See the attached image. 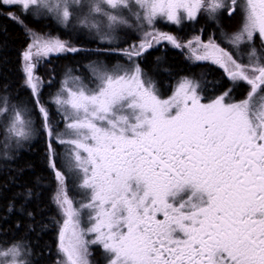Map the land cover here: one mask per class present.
Masks as SVG:
<instances>
[{"label":"snow or ice","instance_id":"1","mask_svg":"<svg viewBox=\"0 0 264 264\" xmlns=\"http://www.w3.org/2000/svg\"><path fill=\"white\" fill-rule=\"evenodd\" d=\"M238 9V28L230 35L221 30L233 51L213 36L182 41L155 27L198 21L201 14L219 24L221 14L231 18ZM124 12L140 36L105 51L127 64L109 69L92 61L84 66L87 82L68 70L42 100L55 68L47 80L39 69L53 56L82 49L25 19H52L112 44L118 29L133 28ZM0 16L27 39L21 56L30 96L20 100L0 84V155L14 160L24 143L38 134L45 139L57 184L52 202L62 217L54 221V264H92L93 247L105 264H264V0H0ZM162 42L186 50L193 63L217 66L228 85L184 77L161 98L139 60ZM218 88L219 95L206 94ZM54 145L65 147L63 170ZM69 178L82 201L69 197ZM32 196L26 189L8 205L16 210L22 197L18 211L30 223L22 235L20 222L16 233L0 230V264H38L36 213L27 207Z\"/></svg>","mask_w":264,"mask_h":264},{"label":"trees","instance_id":"2","mask_svg":"<svg viewBox=\"0 0 264 264\" xmlns=\"http://www.w3.org/2000/svg\"><path fill=\"white\" fill-rule=\"evenodd\" d=\"M4 11H7V9H4ZM232 20V17L223 16L220 23L225 25V28H231ZM51 22L48 18L35 20L29 16L25 19V23L28 26L42 32H47L50 29L48 31H50L49 33L52 36H58L62 40L70 41L72 45L81 48L82 51L75 54L53 56L50 65L46 64L39 69V74L47 80L49 78L48 69L50 67L55 68V79L52 81L51 86L46 85L43 89L42 100L44 101H47L46 96H49L50 91L56 86V82L60 81L61 76H63L62 71L72 69L73 72H79L77 68L81 63L93 61V58L82 54L83 51L117 47L115 44L110 46L99 42H81L82 39L77 36L76 39L72 40L68 37L64 27ZM209 27L207 25L204 26L203 35L208 31ZM194 28L195 25H192L191 29ZM188 30H190L189 27H186V30L182 29L183 32H188ZM71 36L75 37L74 32H71ZM133 41L135 39L126 40L124 44H120L118 47H127V44ZM26 43L27 39L22 28L11 19L0 16V84L8 85L9 91L14 96L18 93L19 99L23 101L30 100L28 91L22 87L24 73L22 72L21 54L25 49ZM181 54L183 55L182 52L169 48H165L161 52L152 50L144 54L141 64L149 74L151 73L155 76L156 81L162 86L164 83L173 82L177 79L175 76L178 74L185 73L187 70L194 71L197 69L188 66ZM205 68L201 69L204 74L210 75L212 73L213 76H217L218 72L216 69L212 67ZM79 74L82 75L83 73L79 72ZM213 82H219V84L224 85L225 80L215 77ZM29 106L31 105L29 104ZM54 146L58 154L57 163H60L61 145ZM16 152H18V155H16L14 160H3L0 162V230H11L16 233L15 225L20 222L24 227L16 234H23L30 221L18 211L22 197H18L16 210L9 212L8 205L12 202L13 196L25 193L26 189H32L33 196L27 202V207L36 213V232L32 234L34 243L38 245L35 249L36 259L38 264H54L59 228L54 221H62V217L56 205L52 202L57 184L53 171L48 166L45 139L38 134L31 143L23 145ZM69 184L70 179L68 180V195L71 197ZM37 236H39L38 240L36 239Z\"/></svg>","mask_w":264,"mask_h":264},{"label":"flooded vegetation","instance_id":"3","mask_svg":"<svg viewBox=\"0 0 264 264\" xmlns=\"http://www.w3.org/2000/svg\"><path fill=\"white\" fill-rule=\"evenodd\" d=\"M241 2H243V0H241ZM223 16L229 18L226 13L221 14L218 17L219 24H217L216 22H213V21L208 20L204 14H201L200 17L198 18V21H193L191 23L186 22L187 24L183 23L181 25V27H180L181 29H179L178 26H176V25L165 24V26H161L162 28L160 30L162 32H167V33H170L172 35H176V36L180 37L182 41H187L189 39H192L194 36L199 35V36H201V39L204 42H207L208 39H209V37L210 36H213L216 39V42L221 45V47H223V48H225V49H227L229 51H232V48L229 45H226V44H223L222 43V42H225V39L223 37L219 36V32H221V30H223L224 32H226L228 34L231 33V32H233L234 28L236 29L240 25V23H241V20H242L241 12L238 9L237 12H236V14L232 16V18H233L232 21L233 22H232L231 28H225L226 26L225 25H222L220 23V21L222 20V17ZM192 25H195V28L194 29H191V26ZM205 25L210 26V27H209L208 31L205 32L204 35H203V31H201V30L204 29V26ZM186 27H189L190 30H188V32H185V31L183 32L182 29H185L186 30ZM255 46L259 49V47H260L259 38H257L255 40ZM165 48H169V49H172V50L177 51V52H182L183 53V55L181 54L182 55V58L185 60V62L188 64V66H190V67L192 66V67L197 68L194 71L193 70L192 71L187 70V72H185V73H181V74L176 75L175 77L177 79L178 78L188 77L190 79L199 81L202 85L204 84V81H213V79L215 77L216 78H219V79H221V78L224 79L222 71L217 66L211 65L209 62H195V63H193L192 61H190L189 59H187L188 53H187L186 50L176 49V48L172 47L171 45H169L167 42H162L161 44L156 45V46H154L151 49H148L146 52L152 51V50H155V51L156 50H159L161 52ZM140 61H141V59L139 60V62ZM140 64H141V62H140ZM141 66H142V64H141ZM205 67H212V68L216 69L217 72H218L217 76H213L212 73L210 75L204 74L201 71V69H203V68L206 69ZM142 69L148 75H152L151 73L149 74L143 67H142ZM224 80H225L224 86H227L228 85V82H227L226 79H224ZM173 84H175V83L174 82H170V83H166L165 86L162 85L164 92H165L164 87H166L167 93L169 94L171 92V90H172V85ZM157 86H160L158 82H156V84H155V87L156 88H157ZM221 90L222 89H219L218 88L215 92H208L206 94L207 95H219V93H220ZM243 91H245L244 88H241V89L237 90V92L234 93V96L237 99L242 98L241 93ZM71 198H73L72 193H71ZM91 251L94 253V255L92 257H90V259L92 260V263L93 264H97V262H99V264H102V260L99 257V254H97L95 247H93L91 249Z\"/></svg>","mask_w":264,"mask_h":264},{"label":"rangeland","instance_id":"4","mask_svg":"<svg viewBox=\"0 0 264 264\" xmlns=\"http://www.w3.org/2000/svg\"><path fill=\"white\" fill-rule=\"evenodd\" d=\"M134 11L136 10L135 8L133 9ZM123 15L125 16V18H129V16H128V13L127 12H124L123 13ZM52 22L51 23H53V22H55L54 20H52V19H50ZM56 23V22H55ZM129 23H131V24H133V28H120V29H118L117 30V32L115 33V35L117 36V42H114V43H112V44H115V45H117V46H120V44H124L125 42H126V40H129V39H135V41L136 40H138V38H139V36H140V32L138 31V30H136L135 29V21L134 20H132L131 18H129ZM189 23H191V22H189ZM57 24V23H56ZM165 24H169V25H174V24H171V23H169V22H166V21H158L157 23H156V25H155V27H158V28H162L161 26H165ZM185 24H187L186 22H185ZM63 27V26H62ZM181 27V25H178V28H180ZM238 28V27H237ZM236 28V29H237ZM65 30H66V32H67V34H68V37H70L72 40L73 39H76L77 37L78 38H81L82 39V41L81 42H99V43H103V44H106V45H110V46H113L112 44H109V43H107V42H104V41H101V40H99L98 39V37H96L94 34H90V33H88L87 31H85V30H82V29H80V28H78V27H73V26H69V27H67V28H64ZM235 28H234V30L233 31H235L236 30ZM48 30H50V29H48ZM47 30V32L49 33L50 31H48ZM71 32H74V34H75V37H72L71 36ZM232 33V32H231ZM231 33H229V35L231 34ZM67 34H65V35H67ZM77 36V37H76ZM219 36H221L222 37V35H221V32H219ZM75 41V40H74ZM223 44H226V45H229L228 43H226V41L225 42H222ZM106 49H94V50H89V51H83L82 52V54H84L85 56H87V57H90V58H93L92 60L93 61H103L106 65H107V67L109 68V69H112L115 65H117V64H121V65H126L127 64V61L124 59V57H122V56H120L119 54H117V53H113V52H110V51H105ZM232 51H233V49H232ZM143 58H144V55H143V57L141 58V61L140 62H142V60H143ZM76 60V59H75ZM77 60H79V59H77ZM90 62H92V61H89L88 63H81L79 66H78V68H77V70L79 71V72H82L83 74L82 75H80L79 74V72H73V70L72 69H66L65 71H62V73H63V76H61V79H63V77H64V74L68 71V70H71V72H72V74L73 75H76V76H83L84 78H85V82H87V80H88V78H89V76H90V74H89V72H88V70L84 67L85 65H88ZM139 62V63H140ZM140 66H141V64H140ZM141 68H142V66H141ZM75 69V68H74ZM147 76L153 81V83L154 84H156V78L154 77V76H152V75H148L147 74ZM60 79V80H61ZM182 78H178V79H175L173 82L175 83V84H173L172 85V90H171V92L168 94L167 93V90H166V87H164V89H165V93L163 92V86H157V90H159L158 92H159V94H160V96H161V98H163V99H166V98H168L169 96H171L172 95V93H173V91L175 90V88L177 87V85H178V83L180 82V80H181ZM166 85V83H164V86ZM59 88V82H58V84H57V82H56V86L50 91V94H49V96H46V99L48 100L49 98H50V96L52 95V94H54L56 91H57V89ZM31 107V106H30ZM39 121H38V119H37V123H38ZM61 128H63V125H61L60 126ZM3 130L2 129H0V140H2L3 139ZM32 142V140L30 141V142H26V143H24L23 145H25V144H29V143H31ZM19 150V149H18ZM15 151H17V150H15ZM61 155H60V163L58 162V167H61V169L63 170V160H64V155H65V147L64 146H61ZM3 161V158H2V155H0V162H2ZM1 164V163H0ZM70 179V184H69V191L72 193V195H73V200L74 201H82L83 200V196H82V194L80 193V191H79V189L78 188H76V187H74V185H73V182H72V179L71 178H69ZM78 183V182H77ZM71 193H70V195H71ZM78 206V205H77ZM82 226L83 227H87L88 225H87V223H86V217H85V222L82 224ZM95 249H96V252H97V254H99V257L101 258V252H100V250L97 248V247H95ZM102 260V259H101ZM93 264V263H92ZM102 264H105V262L102 260Z\"/></svg>","mask_w":264,"mask_h":264},{"label":"bare ground","instance_id":"5","mask_svg":"<svg viewBox=\"0 0 264 264\" xmlns=\"http://www.w3.org/2000/svg\"><path fill=\"white\" fill-rule=\"evenodd\" d=\"M58 84V83H57ZM23 87V86H22Z\"/></svg>","mask_w":264,"mask_h":264}]
</instances>
